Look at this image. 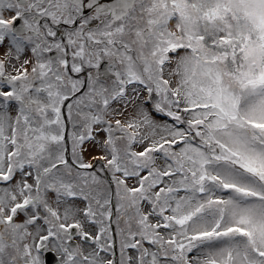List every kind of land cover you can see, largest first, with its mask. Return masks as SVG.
<instances>
[{"label":"snow or ice","instance_id":"obj_1","mask_svg":"<svg viewBox=\"0 0 264 264\" xmlns=\"http://www.w3.org/2000/svg\"><path fill=\"white\" fill-rule=\"evenodd\" d=\"M0 264H264V0H0Z\"/></svg>","mask_w":264,"mask_h":264}]
</instances>
